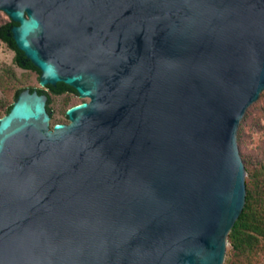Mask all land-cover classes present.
Returning a JSON list of instances; mask_svg holds the SVG:
<instances>
[{
    "label": "water",
    "instance_id": "water-1",
    "mask_svg": "<svg viewBox=\"0 0 264 264\" xmlns=\"http://www.w3.org/2000/svg\"><path fill=\"white\" fill-rule=\"evenodd\" d=\"M43 90L0 118V264H222L237 129L264 89V0H0Z\"/></svg>",
    "mask_w": 264,
    "mask_h": 264
},
{
    "label": "trees",
    "instance_id": "trees-1",
    "mask_svg": "<svg viewBox=\"0 0 264 264\" xmlns=\"http://www.w3.org/2000/svg\"><path fill=\"white\" fill-rule=\"evenodd\" d=\"M8 23L9 19L1 22L0 27ZM7 47L10 48L8 45ZM19 89L24 88H16L15 91ZM28 89L43 90L51 101L45 87H28ZM65 94L70 95L71 93L65 92ZM252 104L259 109H263L264 89ZM252 104L246 109L237 130V145L247 176L245 177V203L227 236L232 250V264H246L251 262L258 254L264 253V143L259 151L260 154L255 156L244 153L242 146L245 127L250 125ZM48 105H46L47 108H49Z\"/></svg>",
    "mask_w": 264,
    "mask_h": 264
},
{
    "label": "rangeland",
    "instance_id": "rangeland-1",
    "mask_svg": "<svg viewBox=\"0 0 264 264\" xmlns=\"http://www.w3.org/2000/svg\"><path fill=\"white\" fill-rule=\"evenodd\" d=\"M8 19L9 17L3 11H0V23ZM28 87L43 88L36 81V72L17 67L14 61V51L0 40V118L5 115L6 107L13 103V92L15 89H25ZM45 90L48 92L51 99L48 105L52 110V114L50 115L51 125L55 123H67L68 118L66 111L76 104L88 101L86 97H78L74 94L69 95L65 93L53 95L47 89ZM249 121L250 125L245 127L242 137L243 152L255 156L260 154L259 151L264 143V107L263 109H259L257 106L253 105L250 109ZM246 176L247 174L245 177ZM231 260L232 250L227 238L222 264H232ZM246 264H264V253L258 254L251 262Z\"/></svg>",
    "mask_w": 264,
    "mask_h": 264
}]
</instances>
